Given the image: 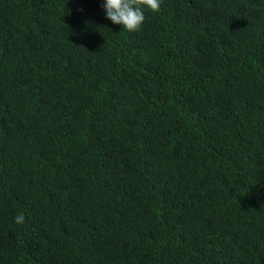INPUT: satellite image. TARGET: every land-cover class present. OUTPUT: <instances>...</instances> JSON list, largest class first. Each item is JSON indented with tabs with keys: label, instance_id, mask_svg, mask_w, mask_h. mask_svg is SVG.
I'll list each match as a JSON object with an SVG mask.
<instances>
[{
	"label": "trees",
	"instance_id": "1",
	"mask_svg": "<svg viewBox=\"0 0 264 264\" xmlns=\"http://www.w3.org/2000/svg\"><path fill=\"white\" fill-rule=\"evenodd\" d=\"M103 2L0 0V264H264V0Z\"/></svg>",
	"mask_w": 264,
	"mask_h": 264
},
{
	"label": "clouds",
	"instance_id": "2",
	"mask_svg": "<svg viewBox=\"0 0 264 264\" xmlns=\"http://www.w3.org/2000/svg\"><path fill=\"white\" fill-rule=\"evenodd\" d=\"M161 0H104L102 8L105 18L113 24L120 25L127 32H138L144 22V9L159 12ZM17 225L25 222L24 214L14 217Z\"/></svg>",
	"mask_w": 264,
	"mask_h": 264
}]
</instances>
